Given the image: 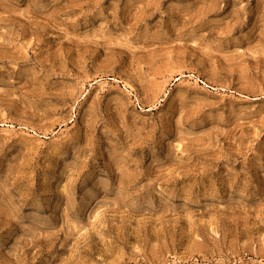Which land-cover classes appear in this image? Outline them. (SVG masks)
<instances>
[{
	"label": "rangeland",
	"instance_id": "rangeland-1",
	"mask_svg": "<svg viewBox=\"0 0 264 264\" xmlns=\"http://www.w3.org/2000/svg\"><path fill=\"white\" fill-rule=\"evenodd\" d=\"M0 264H264V0H0Z\"/></svg>",
	"mask_w": 264,
	"mask_h": 264
}]
</instances>
